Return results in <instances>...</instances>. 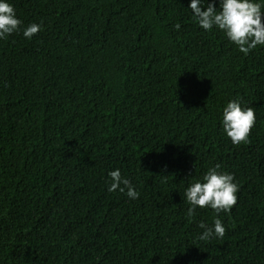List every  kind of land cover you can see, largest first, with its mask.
Masks as SVG:
<instances>
[{"label":"trees","instance_id":"trees-1","mask_svg":"<svg viewBox=\"0 0 264 264\" xmlns=\"http://www.w3.org/2000/svg\"><path fill=\"white\" fill-rule=\"evenodd\" d=\"M11 3L41 29L0 40V264H264V46L245 56L189 0ZM237 98L256 122L233 144ZM216 165L237 202L200 240L217 213L183 194ZM115 169L137 199L108 191Z\"/></svg>","mask_w":264,"mask_h":264},{"label":"clouds","instance_id":"clouds-1","mask_svg":"<svg viewBox=\"0 0 264 264\" xmlns=\"http://www.w3.org/2000/svg\"><path fill=\"white\" fill-rule=\"evenodd\" d=\"M187 8L191 10L200 28L205 31L213 28L222 31L245 56L258 46H264V0H189ZM22 23L11 0H0V40L21 30L25 38L31 39L41 29L38 23H30L21 29ZM174 27L178 30L180 24ZM255 122L253 107L245 106L238 98L227 102L222 109L223 131L233 144L247 142ZM108 177V191L124 192L127 189L126 195L130 199L139 197V193L121 175L119 169L110 171ZM238 191L234 175L221 171L220 165L208 169L201 179L188 185L183 198L190 205L187 209L189 217L194 216L197 207H208L217 213L211 226L203 222L199 224L203 231L198 239L224 236L225 227L219 213H227L232 209L237 202Z\"/></svg>","mask_w":264,"mask_h":264}]
</instances>
